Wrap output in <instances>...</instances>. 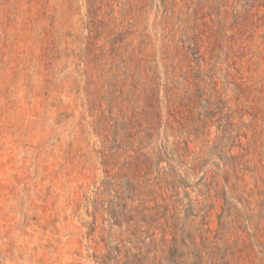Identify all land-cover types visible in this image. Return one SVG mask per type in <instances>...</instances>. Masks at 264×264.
Here are the masks:
<instances>
[{"label": "rangeland", "instance_id": "rangeland-1", "mask_svg": "<svg viewBox=\"0 0 264 264\" xmlns=\"http://www.w3.org/2000/svg\"><path fill=\"white\" fill-rule=\"evenodd\" d=\"M0 264H264V0H0Z\"/></svg>", "mask_w": 264, "mask_h": 264}]
</instances>
